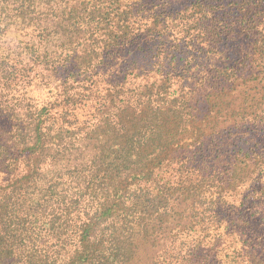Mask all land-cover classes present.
<instances>
[{
  "label": "trees",
  "instance_id": "trees-1",
  "mask_svg": "<svg viewBox=\"0 0 264 264\" xmlns=\"http://www.w3.org/2000/svg\"><path fill=\"white\" fill-rule=\"evenodd\" d=\"M180 1L0 0V264H264V0Z\"/></svg>",
  "mask_w": 264,
  "mask_h": 264
},
{
  "label": "rangeland",
  "instance_id": "rangeland-1",
  "mask_svg": "<svg viewBox=\"0 0 264 264\" xmlns=\"http://www.w3.org/2000/svg\"><path fill=\"white\" fill-rule=\"evenodd\" d=\"M182 4H183L182 0L180 1V3L179 2H172V6H174V8H178V7L182 6ZM30 76H31V78L33 76H35L37 78V81H31L29 79L30 81L28 80V82H30V84L28 83V85H26L27 86V87H25L26 89L15 90L11 97L18 99L19 96L24 95V99H23L24 104L37 105L38 107L42 106L46 103L53 102L54 101V93L52 92V90H50L49 88H47L45 86L46 82L43 80L40 81V79L38 78L39 76L34 74V73H31ZM260 127H264V125L260 126ZM246 128L241 129L239 131L240 135L237 136L233 140L237 141L239 138H242V140H246L244 135L249 134L250 130L252 129L251 126H248ZM260 135H264V129H263L262 133H260ZM233 140H231V142ZM259 230H261L260 232H262V234H258V232H257L256 235H261L264 237V218H263V220H261V227L259 228Z\"/></svg>",
  "mask_w": 264,
  "mask_h": 264
}]
</instances>
